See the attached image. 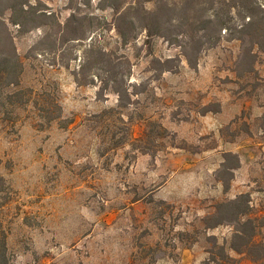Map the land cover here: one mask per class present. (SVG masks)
<instances>
[{"label": "rangeland", "instance_id": "obj_1", "mask_svg": "<svg viewBox=\"0 0 264 264\" xmlns=\"http://www.w3.org/2000/svg\"><path fill=\"white\" fill-rule=\"evenodd\" d=\"M81 1L46 3L60 21L72 10L96 16L82 42L25 58L43 31L15 38L28 100L0 108L2 264H264L230 247L242 224L227 207L218 211L222 202L247 205L238 220L254 218L253 239L264 243L258 36L241 33L243 18L228 2L211 10L230 15V29L194 67L161 37L148 43L140 32L121 45L106 36L128 88L120 100L101 92L107 76L97 66L89 83L77 82L85 44L112 18L98 0ZM167 58L174 61L162 65Z\"/></svg>", "mask_w": 264, "mask_h": 264}, {"label": "trees", "instance_id": "obj_2", "mask_svg": "<svg viewBox=\"0 0 264 264\" xmlns=\"http://www.w3.org/2000/svg\"><path fill=\"white\" fill-rule=\"evenodd\" d=\"M46 1L0 0V108L4 107V99L10 104L16 102L19 105H24L28 100V90L20 87L24 64L15 43L17 35L42 29V35L24 55L25 58H32L47 51H56L64 43L73 46L74 43L87 39L88 32H93L85 28L86 22L89 24L95 19L93 14L72 10L65 21H60L54 11L48 10ZM81 2L91 5V0ZM225 2H228L230 10L237 9L241 14V33L250 35L253 40L258 36V41L254 43L264 53V7L253 6L249 0H98L97 7L111 10L112 18L110 21L102 19V28L98 33L100 40L92 41L91 37L89 43L85 44L76 70V74H82L84 79L77 82L89 83L86 77L88 71L97 66L107 76L101 92L108 89L115 92L120 100L121 96H128L123 76L114 70V50L104 45L106 36L115 38L121 45L136 41L140 32L145 34V41L148 43L152 37H161L177 45L188 64L196 66L204 48L217 44L230 29V15L224 16L219 11L211 10L214 3L222 5ZM111 30L113 35H106ZM238 39H242V35ZM171 61L174 58H167L162 65ZM171 69L172 67L163 66L162 70ZM10 87L14 89L7 92L6 89ZM208 110L210 109L204 111ZM9 111L8 108L3 109V112ZM235 203L227 201L218 206V211L227 207L230 219L242 224L240 229L233 232L230 247L236 252L246 253L251 260H258L264 257V243L253 239L257 224L251 217L240 222L238 217L246 214L249 208L246 205L241 209V203ZM1 240L4 245V237ZM3 256L0 253V264Z\"/></svg>", "mask_w": 264, "mask_h": 264}]
</instances>
